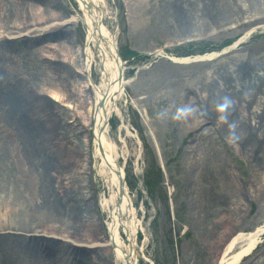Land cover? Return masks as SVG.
I'll use <instances>...</instances> for the list:
<instances>
[{"label": "rangeland", "instance_id": "obj_1", "mask_svg": "<svg viewBox=\"0 0 264 264\" xmlns=\"http://www.w3.org/2000/svg\"><path fill=\"white\" fill-rule=\"evenodd\" d=\"M188 1L100 0L103 24L114 35L117 50L128 59L123 60V67L124 79L129 81L113 104L121 115L111 114L107 130L126 173L128 196L138 222L137 264H216L230 237L264 223V176L258 167H264L263 146L244 152L247 128L228 132L227 112L215 90V69L230 68L236 62L234 50L210 62L182 66L153 53L163 49L174 56L218 49L226 43L233 45L229 49H236L241 43L240 47L261 42L264 19L257 14L248 17L257 11L252 10L240 20L226 19L222 25L207 20L209 24L204 26L207 9H202L200 2L207 0H198L192 18L181 23L177 16L187 9ZM236 1L241 8H249L248 1ZM76 12L75 0H0V35H9L0 38L3 163L10 161L8 148L22 147L21 128L25 130L23 143L30 150L18 149L25 162L34 157L54 161L55 175L64 178L75 170L78 156L74 161L73 145L81 136L91 139L90 108L95 93L81 69L82 56L75 52L76 39L82 46L84 29L81 23L60 25L64 17ZM45 21L54 24L51 30L33 31ZM129 49L149 57L130 58ZM89 78L98 81L94 67ZM13 91L21 94L22 119V111L8 107L1 97ZM181 108L188 114L176 119ZM138 111L141 117L135 116ZM32 122L38 137L31 136L25 126ZM126 127L134 137L127 135ZM52 152L55 159L47 157ZM159 159L164 165L162 172ZM43 172L49 185L46 191L53 193L58 204L40 203L42 172L28 166L23 172L28 181L26 194L34 190L35 196L27 201L39 212L29 211L26 220L32 224L26 223L28 231L0 232V263L114 264L109 250L91 251L94 249L79 245L107 237V214L98 206L99 196L102 192L106 195L107 188L95 180L91 169L87 194L77 187L79 183L71 188L70 181L63 180L58 192L54 174ZM147 177L152 182L150 198L145 192ZM33 179L38 182L35 189ZM4 212L2 208L0 214ZM240 264H264V241Z\"/></svg>", "mask_w": 264, "mask_h": 264}, {"label": "bare ground", "instance_id": "obj_2", "mask_svg": "<svg viewBox=\"0 0 264 264\" xmlns=\"http://www.w3.org/2000/svg\"><path fill=\"white\" fill-rule=\"evenodd\" d=\"M248 1L249 8L243 9L239 6L236 0H207V2H200L202 9H207V17L204 22V26L210 22H217L216 24H226L222 21L226 19L240 20L246 12L257 10L248 17L254 18L257 14L260 19H264V0H245ZM78 4L77 9L80 12L77 14L67 15L61 21V24H70L77 26L79 23L82 24L84 33L82 46L79 45L76 39L77 46L76 51L80 54L81 69L88 75L87 84L91 86L95 93L94 104L98 107L97 113L93 115V107L90 108L91 122L90 132L91 139L87 135L81 136L77 140V145H73L72 151L73 160L75 157L78 159L74 164L75 170L73 173L64 178H59L55 175L56 166L50 161L45 160L44 157L39 159L37 157L31 158L28 162L22 155L19 154V150L24 152L30 150L24 145V129L19 128L18 132L22 134L20 141L22 147L14 145L12 148H8L11 152V158L9 163L4 162L2 159L3 146L0 144V210L4 208L5 212L0 214V232L6 229L18 231L21 234L23 230L28 231V226L32 222L26 218L29 211L38 210L31 209V205L28 203V198L31 200L34 197L33 191L26 194V183L24 180L23 172L28 169V166L36 168L40 171L41 179H39V189L44 191L41 196L42 204H48L51 207L57 206V202L53 193L46 191L49 185L46 186V179L43 171H48L50 174H54L55 187L61 192V182L70 181L71 188L77 186L84 194L89 192V177L88 171L92 169L95 180H99L103 186H107V194L99 196V210L107 214V220L104 225L106 231H108V237L101 239L100 241L90 242L89 244H79L83 247L94 249L96 248L107 249L113 255L114 264H137L135 260V229L138 222L135 220L133 210L131 208V200L128 198L127 186L125 184L122 175H116L118 169L116 146L112 142L108 135L107 125H104L106 118L111 112H117L119 116L118 108L113 107V102L119 95L121 87L125 85V80L122 77L121 83L117 79L118 68L120 62L117 63L115 54L117 52L115 37L110 33L109 29L103 24L105 19V12L103 11L100 0H75ZM179 4H184L181 1ZM198 3V0H191L187 2V9L182 13L178 14L177 19L181 18V23L187 22L192 18L193 13L191 12L193 6ZM183 6V5H181ZM251 6L253 7L251 9ZM240 7V8H239ZM184 8V7H183ZM257 19V18H256ZM250 22V19L247 23ZM54 24L52 22L45 21L38 26L33 28V31H39L37 34L48 32L49 28H52ZM242 25V24H240ZM221 30H224L223 26ZM5 36L0 35V38ZM6 35L5 38H9ZM246 39V37H245ZM243 39L242 42L245 40ZM241 43V42H240ZM242 44V43H241ZM238 48L230 49L234 50L236 62L232 64L230 68L220 66L216 68V93L222 100L224 106V112H227V120L229 121L230 128L228 132L232 134L235 129L247 128L248 140H246L247 147L244 152L250 153L256 145L257 147L263 146L264 150V41L254 42L251 45H245ZM233 45L226 48H233ZM225 51V52H226ZM224 52V53H225ZM77 54V55H78ZM214 54L212 52L194 54L190 56L173 57L170 62L177 65H188L192 63H206L213 59L210 56ZM92 67L95 68L98 76V82L93 83L89 78V72ZM121 68V67H120ZM230 69V70H229ZM124 72V68H122ZM122 72V76H123ZM107 92L108 95H105ZM4 94V92H3ZM8 107L17 106L18 112H21V119L24 117V108L21 107L20 97L21 94L18 91L7 93L6 96H1ZM100 102L102 104L100 105ZM250 119L254 121L252 124ZM24 121V120H21ZM29 129L31 136L38 137V130H36V124H25ZM223 126H220L222 128ZM232 129V130H230ZM22 130V131H21ZM27 132V130H26ZM127 135L134 137L132 133L126 129ZM230 137V136H229ZM232 139V136L230 137ZM233 140V139H232ZM99 143L103 147V150L99 148ZM17 144V143H16ZM256 147V148H257ZM11 149V150H10ZM19 149V150H18ZM42 152V151H40ZM45 154L44 152H42ZM53 152L47 157H53ZM160 156L161 153L159 152ZM125 157V156H124ZM123 157V158H124ZM56 158V157H55ZM53 157V159H55ZM70 159V157H67ZM52 160V159H51ZM162 161V159H161ZM262 160H259V163ZM72 160L68 161V165H72ZM122 168L121 166H119ZM264 176V167L258 166ZM77 175V176H76ZM85 175V176H83ZM119 179H123V189L121 198L118 197V186ZM63 180V181H62ZM36 180L33 179L32 186L35 189ZM52 188V187H51ZM68 193L67 195H69ZM66 195V196H67ZM51 197V198H50ZM27 219V220H26ZM28 226H27V224ZM30 231V230H29ZM36 231V230H35ZM144 231V230H143ZM264 231V223L255 225L252 230L249 231H238L228 240V244L222 249L216 264H232L237 258L244 254L247 249L253 246L255 243L258 244L261 237V232ZM34 234V233H32ZM39 235V234H38ZM110 239V240H109ZM239 239V244L233 250L229 251L232 243ZM231 249V248H230ZM227 251V252H226ZM21 257H25L24 252H20ZM20 260V259H19ZM24 261L21 262L23 264ZM1 264V263H0Z\"/></svg>", "mask_w": 264, "mask_h": 264}, {"label": "clouds", "instance_id": "obj_3", "mask_svg": "<svg viewBox=\"0 0 264 264\" xmlns=\"http://www.w3.org/2000/svg\"><path fill=\"white\" fill-rule=\"evenodd\" d=\"M223 107V106H222ZM188 114V110L185 109V108H181V109H178L177 110V113H176V119H180L184 116H186Z\"/></svg>", "mask_w": 264, "mask_h": 264}, {"label": "water", "instance_id": "obj_4", "mask_svg": "<svg viewBox=\"0 0 264 264\" xmlns=\"http://www.w3.org/2000/svg\"><path fill=\"white\" fill-rule=\"evenodd\" d=\"M119 77L121 78V72L119 73ZM122 185V180L119 179V186Z\"/></svg>", "mask_w": 264, "mask_h": 264}]
</instances>
